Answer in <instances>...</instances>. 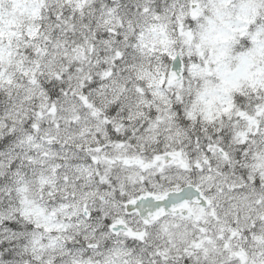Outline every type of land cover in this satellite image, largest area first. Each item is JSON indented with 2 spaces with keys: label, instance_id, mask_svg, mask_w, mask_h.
I'll return each instance as SVG.
<instances>
[{
  "label": "snow or ice",
  "instance_id": "snow-or-ice-1",
  "mask_svg": "<svg viewBox=\"0 0 264 264\" xmlns=\"http://www.w3.org/2000/svg\"><path fill=\"white\" fill-rule=\"evenodd\" d=\"M0 264H264V0H0Z\"/></svg>",
  "mask_w": 264,
  "mask_h": 264
}]
</instances>
